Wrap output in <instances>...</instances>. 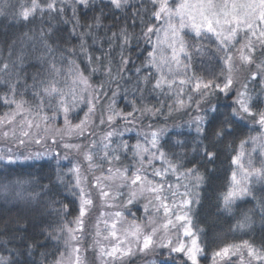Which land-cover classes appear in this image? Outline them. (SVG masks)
Segmentation results:
<instances>
[{
	"label": "snow or ice",
	"instance_id": "1",
	"mask_svg": "<svg viewBox=\"0 0 264 264\" xmlns=\"http://www.w3.org/2000/svg\"><path fill=\"white\" fill-rule=\"evenodd\" d=\"M147 3L152 11L146 19L145 0L138 4L133 0H0V27L4 28L0 36L7 47L6 55L0 52V103L10 109L0 116V142L11 145L0 150V196L4 199L0 205V264H37L33 257L41 235L57 244L63 241V250L51 264H86L82 240L85 218L95 206L92 190L103 206L113 209L102 212L96 225L94 247L102 264H126L137 253H155L160 259L152 264H201L204 230L194 222V207L201 204L202 189L211 180L213 168L208 166L215 165L219 145L227 138L241 128L257 126L261 135L251 137L252 152L245 153L248 141H241L240 152L232 157L235 168L215 208L217 213L232 214L237 201L252 197L256 200L252 214H242L235 227L253 230V216L258 214L264 233V197L257 198L253 191L256 185L264 187V0ZM117 11L125 13V22L113 31L102 22L109 14L115 18ZM57 18L72 24L68 36L58 35L53 24ZM37 19L38 28L34 26ZM101 29L103 36L99 35ZM73 38L78 44L62 46L61 41L68 45ZM141 41L151 47L141 65L135 66L133 43L139 48ZM202 41L214 44L215 50ZM116 48L119 64L114 68ZM206 55L219 56V73L218 66L208 65V78L189 76L194 58ZM79 57H83V67ZM129 64L134 74L125 79ZM30 68L36 70L29 72ZM243 68L249 71L241 77ZM98 72L104 79L94 85L92 77ZM121 80L132 86V112L116 109ZM193 81L192 91L198 98L185 97L183 86ZM124 92L127 99L129 88ZM146 92L169 97L172 102L150 104ZM233 92L231 103L223 108L212 103V97H228ZM29 95L31 100L25 98ZM104 98L109 102L106 109H100L99 125L111 128L116 119L128 120L137 112L140 118L164 117L165 125L149 123L147 131L137 133L133 145L122 139L123 131L115 129L93 138L97 106ZM193 104L194 116L167 126L174 112L188 114ZM80 105L87 110L73 124V113ZM61 119L63 123L57 127ZM73 137L87 142L74 143ZM30 144L44 151H24ZM129 152L133 163L125 165L122 157ZM253 153L260 158L259 165ZM45 158L46 165L35 163ZM138 199L146 201L145 218L129 223L126 206ZM12 202L11 208L6 206ZM73 206H78V215L68 220ZM53 217L57 219H49ZM102 232L107 234L102 236ZM101 237L114 243L104 246ZM232 256L238 257L239 264H264V239L259 246L249 240L226 245L213 253V264L218 259L227 262ZM41 264H47L46 259Z\"/></svg>",
	"mask_w": 264,
	"mask_h": 264
},
{
	"label": "trees",
	"instance_id": "2",
	"mask_svg": "<svg viewBox=\"0 0 264 264\" xmlns=\"http://www.w3.org/2000/svg\"><path fill=\"white\" fill-rule=\"evenodd\" d=\"M134 3H139L140 0H133ZM145 5L148 9V12L146 14V19L150 17L151 11H152V5L150 3H147V0H145ZM129 10V14H130ZM67 15L70 17L71 12L69 11ZM91 15V14H89ZM124 16L125 13H121L119 11L115 12V18L113 15L109 14L106 16V18L103 20V24L105 26H111L112 30H117L120 26H123L124 24ZM119 18V19H117ZM3 19V18H0ZM85 21L82 19L81 23H84ZM149 23L154 24H161V22H156L154 20H148ZM131 20L128 21V24H131ZM53 24L57 29H59L58 35L65 37L68 36L72 24L71 23H62L59 21V18L57 20L53 21ZM35 27H40L39 19H37ZM46 26V25H45ZM24 31H27L28 29H23ZM4 28L0 27V33H3ZM141 31V25L139 24V21H137L135 26V32L137 36L140 35ZM104 29H101L99 31V35L103 36ZM17 35H19V30H17ZM155 40V37L153 38ZM91 43V41H89ZM202 43L205 45V47L212 49L214 51V44H209L207 41H202ZM62 46L71 47L73 45L78 44V41L73 38L71 40V44L64 45L63 41H61ZM107 45L105 44V48ZM150 45H146L141 41L140 47H135V42L133 43V51H132V60L135 62V66H140L141 62L144 60V57L146 56L147 50H150ZM0 52H3L5 55L7 54V47L4 43V37L0 36ZM119 48H116L113 51V64L114 68L119 64ZM99 54V53H96ZM78 62H81V67L84 66L83 63V57L78 58ZM208 65H216V72L219 73V67H222V61H220L219 56H197L194 58V62L192 64L191 72L192 75L195 74L196 76H201L204 78H208V72L205 71V68ZM36 69L30 68L29 72H34ZM144 71H147L146 69ZM131 74H134V67L132 64L128 65V71L124 72L125 79H128ZM143 74V73H142ZM102 79H104L102 72H98L92 77V83L95 85L99 83ZM192 83H195L194 81ZM129 88V92L127 94V99H125V92L124 88ZM151 88V85H149V89ZM112 89H116V85H112ZM192 88H190V91ZM147 97V101L150 104H156L157 100H163L165 105L168 103H171V99L169 97L165 96H158L156 94H149L148 92L145 93ZM170 96L174 97V94L170 93ZM136 96H139V93H136ZM111 97V91L108 93V98ZM186 97V96H185ZM28 100H31V96L25 97ZM108 98H104L100 101V104L97 106V112L96 117L94 119L96 120V127L93 129L98 137L103 136L104 133H106L109 130L115 129L117 131H123L124 135L122 139L126 140L129 145H133L136 143L138 136V132H145L147 131V125L149 123H152L156 126H163L165 125V119L164 117H160L158 119H149V118H140V114L137 112L134 114L133 117H129L128 120L133 121L132 123H129L128 120L124 119H116L115 123L111 125V128L105 124V125H99V114L100 109L103 107L104 109L107 108V104L109 102ZM233 98V95H229L228 97H225L223 94H219V96L212 97V103L219 104L223 108V106L231 103ZM116 109L118 111L122 110L124 113L132 112L133 107L130 101L133 99V93H132V86L126 85L124 80L120 81V89L118 92V95L116 96ZM137 107H140V103L137 100ZM80 109H83L81 111ZM195 105L193 104L192 108L188 110V114H185L184 111L181 112H174L172 114V118H169L167 120V126H171L174 122L175 123H184L185 121L189 120L191 116H194L196 113L194 111ZM86 107L84 105H80L79 108L76 110L75 113H73V119L72 123H78L80 118H83L84 111H86ZM10 109L2 103H0V116H3L6 112H9ZM165 112H167V108L164 109ZM107 112H105V118L107 116ZM63 121L58 120L56 122L57 127L62 125ZM187 131V129H185ZM261 134V130L257 126L255 129L252 128H241L239 129L232 137L227 138V140L224 141L221 145H219V158L216 160L215 165H209L208 167L213 168V172L211 175V180L209 183H207L204 188L202 189V199L201 204L199 206L194 207V222L196 225L200 228H202L204 231L201 233L200 236V242L204 246V253L201 257V264H210L213 261V253L220 248L230 245V244H240L243 240H249L252 243H255L257 246L260 245L262 239H264V233H262L261 226H260V220L259 216L254 215L253 220L255 221V226L253 230H238L236 229L235 225L237 224V221L242 218V214L248 213L251 215L252 209L255 208L256 200H253L252 197H246L243 200L237 201L236 205L234 206L233 213L232 214H226V213H217L215 205L217 203V198L222 192H226L230 177L233 169L235 168L234 165H232L231 160L232 157L237 155L238 149L240 147L241 141H248L251 140V137H258ZM194 135V133H193ZM96 137V136H95ZM93 137V138H95ZM142 139V137H139ZM72 142L74 143H86L87 141H84L82 139H77L75 137L72 138ZM7 145V144H6ZM36 151H38V147H41L39 145H35ZM250 143H246L244 146V149L246 147H250ZM33 148V146H32ZM58 150V149H57ZM58 151H61L60 149ZM125 165H131L133 163L131 158V153L129 152L127 157H123ZM47 158L35 162L38 164H45L46 165ZM32 163V162H29ZM65 165L67 164L66 161H63ZM53 166L55 165V161H52ZM191 166V165H188ZM30 171H37V169H29ZM66 170V169H65ZM45 171H47V166L45 167ZM201 171H204L203 168H201ZM90 178L91 175H89ZM14 178V177H12ZM0 182H3V177H0ZM91 182H89V187L91 186ZM125 193L127 192V189H123ZM254 195L257 198L264 197V187L260 185H256L253 189ZM93 194H96V190H92ZM73 198L71 196H68V200H72ZM126 199V197H125ZM67 202V201H66ZM13 203H9L6 206L11 208L13 206ZM140 203V202H138ZM0 205H4V199L2 196H0ZM78 206L72 207L71 215L67 217L68 220H72L76 215H78L77 211ZM128 210V211H127ZM141 213V207L134 202V204L127 205L125 209V219L128 220L130 223L132 221H136L137 223H140L144 220ZM10 216H14L15 213L9 214ZM49 219H57V218H49ZM0 230H2V225H0ZM29 234H32V229H29ZM38 243V249L35 253V256L33 257L37 264H41V261L45 260L47 261V264H51V261H53L58 255L59 252L63 250L64 245L63 241H61L59 244H57L55 241H48L45 240L44 236H38L37 238ZM45 253L46 256L42 257L41 253ZM139 257V256H138ZM160 259L159 256L155 254V259ZM92 264V263H89ZM222 264H239V261L236 257H231L230 260L227 262L224 261Z\"/></svg>",
	"mask_w": 264,
	"mask_h": 264
},
{
	"label": "rangeland",
	"instance_id": "3",
	"mask_svg": "<svg viewBox=\"0 0 264 264\" xmlns=\"http://www.w3.org/2000/svg\"><path fill=\"white\" fill-rule=\"evenodd\" d=\"M171 2H172V0H170V3ZM176 2H178V0H176ZM161 23H163V22L161 21ZM234 55L238 56V53L234 52ZM252 70H255L254 67L252 68ZM248 71L249 70L247 68H243V69H241L239 75L241 77L246 76V75H248ZM188 75L192 76L191 69L189 70ZM183 87H184L185 96L193 95L194 98H198V95L192 91L195 87V83L191 82L189 84H186ZM190 88H192L191 91H190ZM172 94H174V93H172ZM234 94L235 93L233 92V94H232L233 97H234ZM95 138L98 139L99 137L96 135ZM248 143H250L251 146L243 149L245 153L252 152L253 144H252L251 140H248ZM9 146H11V145L10 144L6 145V143L0 142V150H4ZM32 146H33V148H32ZM49 147L55 148V145H49ZM37 149H38V151H44V148H42V147H38ZM23 150L35 152L36 148H35L34 144H30L26 149H23ZM240 150H241V148L239 147L237 154L240 152ZM252 155H253V159L255 160L256 164L259 165V161H260L259 156L256 153H253ZM245 159H247V157H245ZM124 162H126V161L123 160V157H122V163H124ZM105 167H107V165H105ZM97 175H99V173H97ZM170 179H172V178L170 177ZM90 181H92V178L89 177V182ZM92 196H93V199L95 202V206L90 210V212L88 213V215L85 218L82 248L85 249L86 251H84L83 255L86 258V264H89V263L102 264V262L98 256V248L94 247L95 239H96V237H95L96 225H97L98 218L101 217L102 212H111V211H113V209L105 207L102 205V202H101L99 196L97 195V192H96V194L92 193ZM134 202H136L141 207V213L140 214L142 215L143 218H145L143 205L146 203V201L144 199H138ZM134 202L132 204H134ZM138 202H140V203H138ZM129 205H131V204H129ZM126 221L129 222L128 220H126ZM125 226H127V225H125ZM103 227L104 226L101 223L100 228L103 229ZM106 234L107 233L102 232V236L106 235ZM111 243H114V241H111V240L106 241V240H103L101 237V244H103L104 246H110ZM232 257H236V256H232ZM236 258L238 259V257H236ZM154 259H155V253H150L148 255L137 253L136 255L127 258L126 264H152V261H154ZM223 262L224 261H220L219 259L217 260V264H222ZM210 264H213V261Z\"/></svg>",
	"mask_w": 264,
	"mask_h": 264
}]
</instances>
